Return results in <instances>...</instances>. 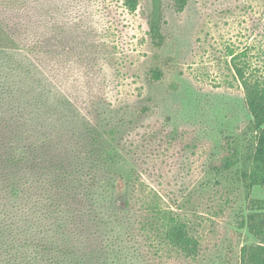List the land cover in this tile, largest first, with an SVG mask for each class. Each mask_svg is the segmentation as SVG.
<instances>
[{"label":"rangeland","instance_id":"rangeland-1","mask_svg":"<svg viewBox=\"0 0 264 264\" xmlns=\"http://www.w3.org/2000/svg\"><path fill=\"white\" fill-rule=\"evenodd\" d=\"M7 1L15 5L11 13L1 12L6 21L20 29L31 25V41L47 37L53 84L93 119L118 129L147 194L157 192L201 242V254L186 258L165 245H137L135 232L132 264H230V240L259 242L247 228L239 230V240L231 237L238 212H248L239 170L254 138L229 52H248L253 68L264 69V0H189L181 12L173 0H163L161 47L149 34L150 0H141L135 12L123 0ZM153 69L163 72L160 80L151 78ZM226 137L240 160L217 175L211 162ZM252 197L264 199V187H254ZM132 198L139 211L149 201L142 192Z\"/></svg>","mask_w":264,"mask_h":264},{"label":"trees","instance_id":"trees-1","mask_svg":"<svg viewBox=\"0 0 264 264\" xmlns=\"http://www.w3.org/2000/svg\"><path fill=\"white\" fill-rule=\"evenodd\" d=\"M150 1L149 34L161 47L166 40L163 0ZM188 2L173 0V6L181 12ZM140 3L123 0L131 12ZM14 5L0 0V264H132L135 232L141 236L137 245H165L183 257H198L201 242L188 220L164 206L157 192L147 194L118 129L96 113L93 119L53 84L47 37L31 41V25L20 29L2 17ZM229 56L254 138L239 170L248 212H238L231 237L238 239L239 230L247 228L259 242L230 240L225 257L230 264H264V199L252 197L254 187H264V69L253 68L248 52L230 50ZM162 76L159 69L151 71L153 80ZM102 97L104 104L112 102ZM239 160L226 137L211 169L221 175ZM137 192L149 200L140 211L132 206Z\"/></svg>","mask_w":264,"mask_h":264}]
</instances>
